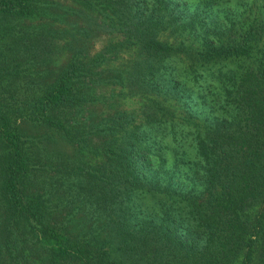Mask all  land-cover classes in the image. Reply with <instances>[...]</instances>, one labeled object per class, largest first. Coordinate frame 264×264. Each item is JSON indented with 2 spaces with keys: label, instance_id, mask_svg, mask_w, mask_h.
<instances>
[{
  "label": "trees",
  "instance_id": "trees-1",
  "mask_svg": "<svg viewBox=\"0 0 264 264\" xmlns=\"http://www.w3.org/2000/svg\"><path fill=\"white\" fill-rule=\"evenodd\" d=\"M56 2L0 0V264H264V0Z\"/></svg>",
  "mask_w": 264,
  "mask_h": 264
},
{
  "label": "rangeland",
  "instance_id": "rangeland-1",
  "mask_svg": "<svg viewBox=\"0 0 264 264\" xmlns=\"http://www.w3.org/2000/svg\"><path fill=\"white\" fill-rule=\"evenodd\" d=\"M55 5L56 6L50 9L48 13H54L58 15L62 14V17L70 13L67 11H63L64 7L71 6V3H69L68 0H58V2L55 3ZM72 20H75L73 18V14L68 15L67 18H65L62 22H58L55 20L53 21L50 16H41L40 18L37 19V21L44 22L46 23V25L48 24V26L50 27L61 26L63 25V23L65 25L66 24L68 25ZM37 21L34 18L33 22L39 23ZM41 32L44 35H46V37L43 39L45 41V46L43 49L40 50L41 53L39 52V50L35 51V59H36L35 65H37L38 67L35 69L39 71V74L44 79H47L50 72L55 67H59L66 62V60L68 59L69 55L74 50V48L72 49V47L70 46V42H71L70 36L67 37L62 36V33L56 31L48 32L46 30H43ZM104 36L105 35L98 29H92L91 35L88 37H84L77 34L76 35L77 43L75 44L82 45V43L85 42L84 47H87V50L89 52H93L100 48ZM23 65H27V63H24ZM29 69L31 70V72H33L32 67L29 66ZM117 87L118 86H115V89ZM137 105H138L137 98L131 95H126L122 97L118 96L116 100V106L119 108L129 109V108H135ZM98 108H108V107L107 105L102 106L101 104H98ZM19 125H20V129L26 131V133H28L29 135L41 136L42 143L47 149H51L57 146H64L63 138L61 137V135L56 131H52L46 126L33 124V123H26L25 121H21V120L19 122ZM48 135L50 137H46ZM68 147L69 145H66L67 149Z\"/></svg>",
  "mask_w": 264,
  "mask_h": 264
}]
</instances>
